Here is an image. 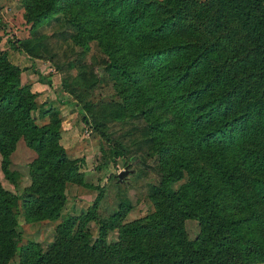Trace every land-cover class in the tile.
I'll use <instances>...</instances> for the list:
<instances>
[{
    "label": "trees",
    "instance_id": "trees-1",
    "mask_svg": "<svg viewBox=\"0 0 264 264\" xmlns=\"http://www.w3.org/2000/svg\"><path fill=\"white\" fill-rule=\"evenodd\" d=\"M19 1L31 28L61 16L76 45L96 42L116 77L120 113L131 109L148 124L160 182L149 196L154 211L116 224L115 242H106L103 222L91 240V206L59 221L47 249L20 244L19 215L55 220L66 183L85 182L59 142L58 109L39 103L0 51V169L16 182L10 156L19 140L36 154L22 194L0 183V264L16 252L19 264L264 263V0ZM6 42L30 54L18 39ZM186 219L198 222L194 238Z\"/></svg>",
    "mask_w": 264,
    "mask_h": 264
},
{
    "label": "rangeland",
    "instance_id": "rangeland-1",
    "mask_svg": "<svg viewBox=\"0 0 264 264\" xmlns=\"http://www.w3.org/2000/svg\"><path fill=\"white\" fill-rule=\"evenodd\" d=\"M0 18V51L6 50L9 60L20 67L22 82L29 83L38 93V102L58 109L59 142L70 159L78 160L85 182V185L66 183V200L59 218L26 219L19 215L23 234L20 244L35 241L47 249L54 241L59 221L67 215L79 216L91 206L96 218L85 225L91 240L98 237L99 222H103L111 225L106 242L117 241L116 224L154 211L149 196L160 182V172L147 122L131 109L120 113L121 96L114 87L116 77L106 70L105 55L95 41L89 42L87 50L76 45L73 29L61 16L31 28L19 0H0ZM10 37L15 42L18 39L19 45L30 54L22 48L10 49L6 42ZM36 69L51 83L39 82ZM38 122L44 124L47 118H39ZM94 123L106 134L95 130ZM109 147L122 154L113 160L105 152ZM35 157V152L19 140L10 156V169L17 171L16 182L7 179L0 169V183L10 194L18 196L31 186L29 164ZM124 170L128 172L120 179L118 174ZM184 227L190 238L199 232L194 219H186ZM19 260L16 252L8 264H19Z\"/></svg>",
    "mask_w": 264,
    "mask_h": 264
},
{
    "label": "water",
    "instance_id": "water-1",
    "mask_svg": "<svg viewBox=\"0 0 264 264\" xmlns=\"http://www.w3.org/2000/svg\"><path fill=\"white\" fill-rule=\"evenodd\" d=\"M127 172H128V171H126V170L119 172L118 177L121 179V178L123 177V175H124L125 173H127Z\"/></svg>",
    "mask_w": 264,
    "mask_h": 264
}]
</instances>
